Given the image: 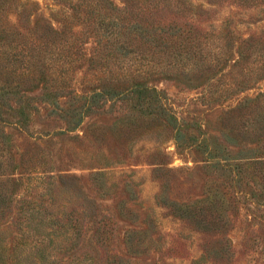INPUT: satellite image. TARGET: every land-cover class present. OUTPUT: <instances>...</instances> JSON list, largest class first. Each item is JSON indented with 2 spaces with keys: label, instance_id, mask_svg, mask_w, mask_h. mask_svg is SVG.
<instances>
[{
  "label": "rangeland",
  "instance_id": "1",
  "mask_svg": "<svg viewBox=\"0 0 264 264\" xmlns=\"http://www.w3.org/2000/svg\"><path fill=\"white\" fill-rule=\"evenodd\" d=\"M71 1L0 0L3 104L35 108L28 127L2 128L0 174L8 181L0 186V264H264V206L248 195L259 194L264 169L252 168L236 185L223 164L188 146L198 136L220 156L254 149L244 115L230 122L222 112L264 93V80L238 95H211L237 91L239 67L230 68L239 60L235 50L198 81L163 70L144 74L168 99L178 132L158 115L140 117L134 101L114 100L83 112L74 129L85 104L78 97L113 87L108 78L126 71L128 60L110 56L102 69H90L84 55L102 57L115 42L72 19ZM46 25L59 36L42 37ZM153 25L190 30L199 43L202 36L209 42L231 36L235 45L251 39L260 48L264 0H172ZM54 38L76 43L59 50ZM134 45L140 56L144 45ZM60 65L67 77L56 72ZM58 74L64 87H55Z\"/></svg>",
  "mask_w": 264,
  "mask_h": 264
},
{
  "label": "trees",
  "instance_id": "2",
  "mask_svg": "<svg viewBox=\"0 0 264 264\" xmlns=\"http://www.w3.org/2000/svg\"><path fill=\"white\" fill-rule=\"evenodd\" d=\"M163 3H166L165 6L167 4L170 6L172 5V0H120V6L114 5L110 0H74L70 2L69 7L75 12V15L71 17L72 19L80 23L83 28L92 26L101 30L104 35L103 38L113 39L115 42V44H110L109 52L102 57L96 58L84 55L82 60L88 61L90 69L94 71H98V68L102 69L109 62L110 56L121 60L127 58L128 60L127 62H122V65L127 68L126 71L119 76L108 78V83L113 85V87L109 85L93 87V90L88 95L78 97V99L84 100L85 104L82 106V112H79L77 118L73 120L75 121L73 128L80 125L84 118L83 112L88 113L92 107L94 108L99 104L114 100L118 102L134 101V107H136L140 117L144 119L150 117L149 115H158L166 123L174 127L177 126L178 132L180 127H178L176 117L168 106V99L155 87L147 85L144 74L148 76L153 73L160 74L161 72L158 71L163 70L166 74L173 73L178 79L189 81L188 77H195L194 81H198L210 70H216L223 66L228 56L235 50L238 53L239 60L234 61L230 68L239 67V72L236 74L240 77V80L235 81L238 86L237 91L217 90L218 92H211V95H215L218 100L223 99L225 94L226 96L238 95L251 89L250 87L255 82L264 80V45L258 48L253 45L251 39L240 40V43L235 45L231 36H229V42L225 41V36L223 39H218V37L216 41L210 40V42L202 36L200 38L203 43H199L195 42V40L199 39L193 37L190 30L179 31V28H176L175 25H168V29L160 28L159 26L155 27L153 25L154 14L164 9ZM175 3L178 4L179 0H175ZM171 30L176 31L172 33ZM40 33L42 37H49L48 35L50 34L59 36V33L52 26L47 25L46 29L42 28L40 30ZM212 41L214 42L210 44ZM75 43V38L71 42L54 38L51 41V46L59 50L67 46V51H70L68 46H74ZM134 43L144 45L141 47L140 52L137 53H140V56L134 55ZM1 58L0 56V76L2 71L6 69L5 66L1 65ZM102 59L105 62L103 65H99V61H103ZM145 61L147 62L145 63ZM15 63L17 64L18 62ZM68 65L70 66V64ZM148 65L150 66L148 67ZM145 66H147V69L144 68ZM62 67L63 65L58 66L56 72L58 71L66 76L68 70ZM128 68L129 71L131 70L130 72ZM59 77L56 80L55 87H58V84L64 87L66 78ZM225 92H228V94ZM5 94V88L0 84V144L5 140L4 129H2L5 124L11 123L10 125L26 128L31 121L30 115L35 110L34 106L27 102L16 104L17 108L12 106H6L5 108V103L3 104ZM45 98L52 101L56 96L49 92L47 95L45 94ZM222 114L226 116L223 119L230 122H234L233 119L237 118L238 115H244L243 122L251 126L247 127L245 133L252 138L248 141L255 146L254 149H248V151L240 149L235 153L228 151L222 153L223 156H220V151L215 146L205 140L204 137L200 138L198 136L193 140L189 139L188 146L205 153L214 165L223 164L227 172L232 176V181L237 183L236 185H240L238 183L241 181V176L244 175L246 177L252 173V168L256 169V172L264 169V93L255 97L245 96L236 105L222 112ZM197 135H200V131H198ZM178 136H180V132ZM223 137L228 141L230 135ZM3 172L0 171V173ZM7 181L5 174H0V186L6 184ZM254 192V190H249L248 195L250 198L261 197V201L253 203L258 207L264 206V179L262 180L261 189L257 192L259 194H254ZM4 194L5 192H3L2 196ZM179 209L183 213H188L186 208L180 207Z\"/></svg>",
  "mask_w": 264,
  "mask_h": 264
}]
</instances>
